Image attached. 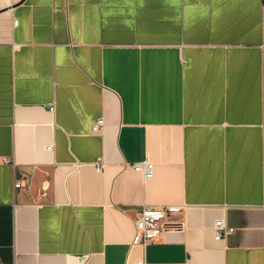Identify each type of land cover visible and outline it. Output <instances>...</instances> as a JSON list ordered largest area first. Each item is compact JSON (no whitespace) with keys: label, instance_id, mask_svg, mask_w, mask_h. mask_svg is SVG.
I'll return each mask as SVG.
<instances>
[{"label":"crops","instance_id":"0c3cea01","mask_svg":"<svg viewBox=\"0 0 264 264\" xmlns=\"http://www.w3.org/2000/svg\"><path fill=\"white\" fill-rule=\"evenodd\" d=\"M0 260L264 264V0H0Z\"/></svg>","mask_w":264,"mask_h":264},{"label":"built area","instance_id":"2783aa9c","mask_svg":"<svg viewBox=\"0 0 264 264\" xmlns=\"http://www.w3.org/2000/svg\"><path fill=\"white\" fill-rule=\"evenodd\" d=\"M103 127V121L99 120L92 126V132L96 133ZM8 165V161H4ZM98 170L102 169V165H97ZM127 169L142 173L145 179H151L153 175V164L148 160L142 163L126 165ZM21 184L15 185V188H20ZM181 209L171 206L155 207L143 206L135 221L136 240L143 247L157 242L166 231L175 230L180 227L178 222L173 220V217L180 213ZM215 239L221 240L231 235L234 230L229 228L223 220L215 223ZM0 264H3L0 260ZM138 264H142L139 262Z\"/></svg>","mask_w":264,"mask_h":264}]
</instances>
